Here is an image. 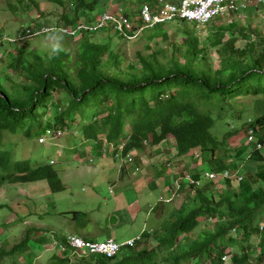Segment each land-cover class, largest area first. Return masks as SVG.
I'll use <instances>...</instances> for the list:
<instances>
[{
	"label": "trees",
	"instance_id": "16d2710c",
	"mask_svg": "<svg viewBox=\"0 0 264 264\" xmlns=\"http://www.w3.org/2000/svg\"><path fill=\"white\" fill-rule=\"evenodd\" d=\"M77 4L74 17L62 16L66 27L81 22L80 9L92 7L91 1L73 3ZM99 15L83 21H95ZM220 19L208 23L212 28L209 37L184 25L182 42L176 33L170 35L163 24L153 27L149 39L171 44L173 52L170 57L164 56L166 60L160 58L164 53L161 47L150 53L139 52L141 67L133 63L124 66L125 60L118 51L110 49L109 41L92 40L96 32L92 30H81L77 36L60 29L45 33L67 41L79 37L76 60H72L69 49L61 46L49 52L26 50V40L35 37H27L26 28L17 38L1 36L0 45L8 40L11 46L5 50L3 61L9 60L7 67L19 82L12 75L0 77V139L6 132L17 135L22 131L27 138L32 134L49 137L48 131L56 136L78 133L79 139L84 140L82 147L88 145L91 155L100 158L102 150L110 145L123 143L126 156L145 153L148 148L170 141L176 158L191 157L201 167L207 165L209 172H235L249 164L255 169H244L243 181L237 182V188L229 180L199 185L182 180L177 198L170 203L160 201L153 209L162 224L142 231L139 238L122 245L112 258L73 256L65 234L44 239L43 248L53 250L50 264H224L225 256L231 257V264H264V156L257 149L258 144H264V113L247 117L244 122L242 111L232 113V118L243 123L237 128L230 122L231 129L223 135V143L212 135L215 119L208 114L227 112L230 109L225 105L231 107L242 97L262 96L264 107V44L257 50L253 33L247 34L244 27L236 30L238 22L234 20L215 25L214 21ZM50 25L57 26H39ZM34 26L37 25L30 27ZM237 34L249 39L247 45L238 46L241 38ZM262 38L264 42L263 35ZM212 49L219 53L215 63L210 58ZM56 96H63L56 104L59 112L43 124ZM199 101L213 109L202 110ZM241 129L247 135L254 130L252 146L224 149L226 141ZM12 146L0 147V188L7 183L47 180L51 191L64 190L59 171L53 167L55 162L32 167L28 160L15 161L18 156ZM200 169L183 175L200 181L204 172ZM180 197V205L175 206ZM5 206L0 203V209ZM207 220H213V226L196 233ZM253 235H259L256 245L250 242ZM151 239L157 244L153 245ZM27 240L25 236L13 252L25 248ZM6 253L0 255L4 257Z\"/></svg>",
	"mask_w": 264,
	"mask_h": 264
},
{
	"label": "rangeland",
	"instance_id": "374dc122",
	"mask_svg": "<svg viewBox=\"0 0 264 264\" xmlns=\"http://www.w3.org/2000/svg\"><path fill=\"white\" fill-rule=\"evenodd\" d=\"M84 1H91L92 7L80 9L81 21L94 20L95 16L101 12L113 10L117 7H122L130 15L139 14L144 0ZM77 2L78 0H0V38L2 35L17 38L27 26L30 27L32 24L37 25L35 27H40L39 25L46 23L60 25L64 23L63 15L67 14L69 17L76 15L75 10L78 4L73 5V3L76 4ZM173 2L178 3L179 1L173 0ZM231 20L238 22L236 30L244 27L248 29L247 34L253 33L252 40L257 46V50L262 48L264 44L262 38V35L264 36V4L259 8L249 7L239 14L215 20L214 23L215 25H225ZM184 25L195 29L201 36L209 37L211 34L212 28L208 23L198 26H195V22L183 24L181 21L164 24L170 35L176 33L179 42L185 39ZM149 30L152 29H148L141 37L125 40L120 37L118 32L106 27L102 31L95 32L92 40L100 43L109 41L111 43L110 49L118 51L125 60L124 66L127 67L133 63L141 67L138 58L139 52L150 53L161 47L164 53L161 54L160 58L163 60H166L164 56L170 57L173 52L171 44L163 43L157 39L150 40L148 37ZM237 37L241 38L242 35L237 34ZM77 39L79 37L67 41L59 36L43 33L26 40L28 43L25 49L43 50V52L47 50L49 52L52 48L61 46L64 50L69 49L72 52V60H76L79 43ZM248 40L241 38L237 44L244 47L247 45ZM14 45H18V43ZM9 47L11 46L8 40H4V44L0 45V77L13 74L7 67L9 60L3 61L6 56L5 50ZM209 53L211 61L215 63L219 53H216L215 49L210 50ZM12 79L16 83L19 82L16 75H12ZM7 85L10 86V83H7ZM61 97L63 96H56L54 101L50 102L43 124L47 122L46 119L53 120L58 114L59 110L56 104ZM198 103L201 105L202 101ZM225 107L230 110L222 114L219 111L208 113L215 119L211 133L222 143L223 135L228 129H231L230 122H234L232 124L237 128H241L247 117L250 118L253 115L251 118L260 117L264 113L262 96L242 97L232 102L231 107L229 105H225ZM201 109L210 111L213 108L208 105H201ZM235 111L243 112V122L232 118L234 117L232 113ZM21 133L17 135L4 133L0 139V147L7 148L12 144L15 154L18 156L17 158L14 154L15 159L17 158L14 160H28L32 167L50 164L51 161L55 162L53 167L59 171L65 188L62 191L53 192L47 180H38L31 183H7L5 187L0 188V203L7 205L0 209V254L7 252L4 257L0 255V264H50L53 250H45L43 240H48L55 234L59 236L72 232L97 241L105 240L111 236L117 243H121L128 238L138 237L144 230H153L155 229L154 226L158 227L162 224V221L158 220L153 211L157 205V193L153 194L151 202L141 212L135 211L132 214L130 210V206L136 208V206L144 207L145 205L140 189L143 187L147 169H142L143 172L141 168L139 169L141 172L136 170V173L139 174L138 180L130 183L124 181L122 184L117 185L114 168L109 169L111 177L106 178V174L103 175V178H100V174L95 168L96 165L101 166V162L96 161L92 165L87 163L86 160L92 158V155L87 150L88 145L82 147L84 140L79 139L78 133L73 136L71 132H67L56 139H49L45 136L44 142H39V138L35 134L27 138L22 131ZM246 139L247 134L241 129L237 135L226 141L227 144L224 149L242 147L246 144L252 146V144L247 143ZM84 149L87 150L86 153H82ZM165 154L166 152L163 153V155ZM262 154L264 156V150H262ZM145 157L151 160L149 155ZM159 158L161 159L160 156ZM134 159H136V156H134ZM106 160L104 159V163L108 164ZM188 160L191 162L192 158L189 157ZM201 169L204 172L210 171L207 165H203ZM244 169L255 172L250 164L248 167H242V174ZM173 182L174 179L171 180L169 185H173ZM216 183L220 184L221 182ZM237 186L236 182L232 184L234 188H237ZM181 199L182 197L174 205L179 206ZM206 223H202L196 229V233H199L201 228L206 230L213 226V220H207ZM262 223H264V218ZM25 236L29 238L25 248L14 253V246L21 242ZM250 242L256 245L259 242V235H253ZM151 243L153 245L157 244L154 239H151Z\"/></svg>",
	"mask_w": 264,
	"mask_h": 264
},
{
	"label": "built area",
	"instance_id": "2783aa9c",
	"mask_svg": "<svg viewBox=\"0 0 264 264\" xmlns=\"http://www.w3.org/2000/svg\"><path fill=\"white\" fill-rule=\"evenodd\" d=\"M179 2H173V0H149L142 3L139 14L130 15L125 12L122 7H117L113 10H105L100 13L97 19L93 22L81 21L75 23L72 27H66L63 24L40 26V27H28L25 32L27 37L37 36L43 33L50 32L54 29H60L66 34L71 36H77L81 33V30L99 31L106 27H110L122 36L125 40H133L140 37L146 30L152 29L157 25H164L168 22L184 20L187 22H195L198 25H205L215 18H226L234 14H239L249 7L258 6L264 4V0H178ZM47 138L56 139L61 136L54 135L53 132L48 131ZM45 136L39 138V142H44ZM255 140L254 130L251 129L247 135V143L253 144ZM111 146V147H110ZM108 146L109 149L102 150V158L108 157V152L111 150L113 153V160L119 162L121 165H131L134 163V154L129 153L123 156L124 144H119L114 147ZM257 149L264 150V144H258ZM195 157H199L195 154ZM87 163L92 165L94 160L89 158ZM168 167L172 166L171 163L167 164ZM242 166L235 172L223 171L221 173L216 172H204L202 180L196 181L192 176L186 175L184 178L174 180L173 193L169 196L161 197L162 201L171 202L175 195L178 194L180 188V182L187 181L189 185H199L205 181L212 182H225L229 180L231 182L243 181V175L241 173ZM67 242L72 250L71 254L78 258H84L88 256L100 255L106 258H112L116 256L123 244H131L134 238L126 240L122 243H117L113 238H106L102 241L89 240L84 237L74 234H65ZM62 248V246H61ZM230 256L223 257L224 264L230 263Z\"/></svg>",
	"mask_w": 264,
	"mask_h": 264
},
{
	"label": "crops",
	"instance_id": "0c3cea01",
	"mask_svg": "<svg viewBox=\"0 0 264 264\" xmlns=\"http://www.w3.org/2000/svg\"><path fill=\"white\" fill-rule=\"evenodd\" d=\"M90 148L88 147L87 149L89 150V152H90ZM87 150L84 149L82 153H86ZM164 152H166L165 155L167 157L163 155ZM146 155H149L151 157V160L148 157H145ZM134 156H136L134 163L135 164L138 163L140 165L136 164L138 166L136 165L134 166V163L131 165H126V166L121 165L119 162L113 160V153L111 152V150H109L107 158L91 156L94 158V163L96 161L101 162L100 164L101 166L96 165L97 167L95 168L98 174H100V178H103V175H106V174H107L106 178L111 177L112 175L109 174L110 172L109 169L111 168L115 169L114 177L116 178L117 185L122 184L124 181H126L127 183H130V182H133L134 180H138L139 174L136 173V170H138L139 172L141 171L143 172L142 169L148 170L147 174L145 175L146 177H145L143 187L140 189L142 191V199L144 200L145 205L144 207L142 206L143 208L141 206H136V208L133 206H130V210L132 214H134L135 211L141 212V210L145 209L148 203L151 202V199L153 198L154 193H157V196H156L157 203L160 201L161 197L171 195L173 193V188L175 184V182H173V185L171 186L169 185L172 179L179 180L181 178H184L183 173L192 174V173H195L194 169L201 168L199 163H196L194 160L190 162L188 159L183 160L181 158H176L175 157L176 156L175 147L173 145V142H170V141L163 142L158 146L148 148L145 153H142V154L136 153ZM159 156L161 157V159L159 158ZM104 159L105 160L110 159V160H106L108 164L104 163ZM168 163H171L172 166L168 167L167 166ZM140 168H141V171L139 170ZM169 169H172V170H169ZM130 176H135V177L131 178ZM131 238H128V239H131Z\"/></svg>",
	"mask_w": 264,
	"mask_h": 264
},
{
	"label": "clouds",
	"instance_id": "9594fccd",
	"mask_svg": "<svg viewBox=\"0 0 264 264\" xmlns=\"http://www.w3.org/2000/svg\"><path fill=\"white\" fill-rule=\"evenodd\" d=\"M145 1H148V0H144L142 3H144ZM141 5H142V4H141ZM99 31H102V30H99ZM96 32H97V31H96ZM40 137H42V136H40ZM40 137H39V138H40ZM92 159H93V157H92ZM93 160H94V159H93ZM178 193H179V191H178ZM177 196H178V194L175 195L174 197L177 198ZM160 201H162V200L160 199ZM160 201H159V202H160ZM164 202H165V201H164ZM166 203H170V202H166ZM108 238H112V237H108ZM136 238H139V236L136 237ZM134 239H135V238H134ZM128 240H129V239H128ZM121 243H122V242H121ZM123 245H124V244H123ZM121 246H122V245H121ZM88 257H89V256H88Z\"/></svg>",
	"mask_w": 264,
	"mask_h": 264
}]
</instances>
